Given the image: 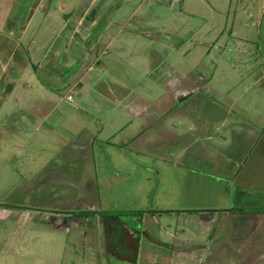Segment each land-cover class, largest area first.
<instances>
[{
  "label": "rangeland",
  "instance_id": "obj_1",
  "mask_svg": "<svg viewBox=\"0 0 264 264\" xmlns=\"http://www.w3.org/2000/svg\"><path fill=\"white\" fill-rule=\"evenodd\" d=\"M263 189L264 0H0V264H264Z\"/></svg>",
  "mask_w": 264,
  "mask_h": 264
},
{
  "label": "flooded vegetation",
  "instance_id": "obj_2",
  "mask_svg": "<svg viewBox=\"0 0 264 264\" xmlns=\"http://www.w3.org/2000/svg\"><path fill=\"white\" fill-rule=\"evenodd\" d=\"M250 191L249 194H247L248 198L249 197H254V201H258L259 198H256V196H252V193H251V190L252 189H248ZM245 192V191H244ZM258 192V191H257ZM256 192V194H257ZM258 195V194H257ZM262 195V194H261ZM238 197H246V193H242L240 195H238ZM264 197V196H263ZM257 199V200H256ZM247 208V209H246ZM260 209L259 206H256V204H252V205H248L247 206H244V207H239V206H231L230 208H227L224 210L225 212V218L227 220V226L230 228V229H233L234 228V225L232 226L231 224V215H236V214H242V213H249V212H257L256 210ZM262 211H264V208L262 209ZM58 213V212H57ZM60 213H67L66 211L63 210V212H60ZM260 215V214H259ZM253 219V218H252ZM239 223V222H238Z\"/></svg>",
  "mask_w": 264,
  "mask_h": 264
},
{
  "label": "crops",
  "instance_id": "obj_3",
  "mask_svg": "<svg viewBox=\"0 0 264 264\" xmlns=\"http://www.w3.org/2000/svg\"><path fill=\"white\" fill-rule=\"evenodd\" d=\"M9 56H10V53L8 54ZM8 56V57H9ZM5 57L6 56H4L3 58L5 59ZM21 65V64H20ZM27 65V64H26ZM25 65V66H26ZM24 66V67H25ZM238 193H245L244 192V189H239L238 190ZM263 195H264V189H263ZM241 198V197H240ZM264 207L262 206V209H263ZM213 213V211L212 212H210L209 213V215H211V216H214V214H212ZM247 214L248 213H242V214H236V215H231V218H230V220H231V224H232V226L234 225V227H235V225L236 224H240V221L242 222L244 219V222H246L247 223V227H248V229L246 230V232H245V236L247 235V236H255V228L257 227L256 226V220L255 219H249V217L247 216ZM260 215H261V218L262 219H264V211L262 212V213H260ZM214 219V218H213ZM239 222V223H238Z\"/></svg>",
  "mask_w": 264,
  "mask_h": 264
},
{
  "label": "trees",
  "instance_id": "obj_4",
  "mask_svg": "<svg viewBox=\"0 0 264 264\" xmlns=\"http://www.w3.org/2000/svg\"><path fill=\"white\" fill-rule=\"evenodd\" d=\"M14 58H17L16 55L14 56ZM18 59V58H17ZM20 63L22 65H25L24 61H20ZM247 209V208H246ZM130 213V214H133V215H136V214H141L142 211H134V210H120L118 211V213ZM133 264H136V260H134Z\"/></svg>",
  "mask_w": 264,
  "mask_h": 264
},
{
  "label": "water",
  "instance_id": "obj_5",
  "mask_svg": "<svg viewBox=\"0 0 264 264\" xmlns=\"http://www.w3.org/2000/svg\"><path fill=\"white\" fill-rule=\"evenodd\" d=\"M90 14H92V12H90ZM56 212H63V210H55Z\"/></svg>",
  "mask_w": 264,
  "mask_h": 264
}]
</instances>
